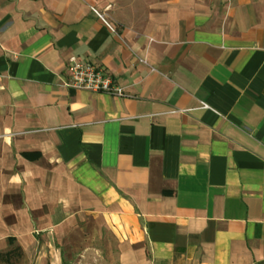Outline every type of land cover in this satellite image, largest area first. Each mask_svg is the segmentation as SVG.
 Here are the masks:
<instances>
[{"label":"crops","instance_id":"0c3cea01","mask_svg":"<svg viewBox=\"0 0 264 264\" xmlns=\"http://www.w3.org/2000/svg\"><path fill=\"white\" fill-rule=\"evenodd\" d=\"M70 56L123 95L66 87ZM8 240L28 264H264V0H0Z\"/></svg>","mask_w":264,"mask_h":264},{"label":"built area","instance_id":"2783aa9c","mask_svg":"<svg viewBox=\"0 0 264 264\" xmlns=\"http://www.w3.org/2000/svg\"><path fill=\"white\" fill-rule=\"evenodd\" d=\"M92 11L114 32V28L108 24L104 15L95 8ZM65 72L67 81L65 86L75 90H84L89 92H105L114 96H122V88L116 86L111 76L98 64H94L84 58L70 56L65 63ZM201 108H208L201 104Z\"/></svg>","mask_w":264,"mask_h":264},{"label":"rangeland","instance_id":"374dc122","mask_svg":"<svg viewBox=\"0 0 264 264\" xmlns=\"http://www.w3.org/2000/svg\"><path fill=\"white\" fill-rule=\"evenodd\" d=\"M0 264H28L24 261V253L20 246L13 241L0 242ZM78 264H107L99 260V258H92Z\"/></svg>","mask_w":264,"mask_h":264}]
</instances>
